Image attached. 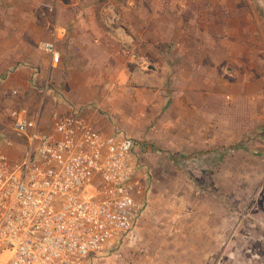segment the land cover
Returning <instances> with one entry per match:
<instances>
[{
  "label": "crops",
  "instance_id": "1",
  "mask_svg": "<svg viewBox=\"0 0 264 264\" xmlns=\"http://www.w3.org/2000/svg\"><path fill=\"white\" fill-rule=\"evenodd\" d=\"M16 4L23 16L19 27L27 25L29 10L39 15L35 29L42 32L50 26L44 42L56 43L60 60L52 66L50 57L41 52L10 72L15 64L10 53L3 52L7 67L3 59L0 75L8 73L1 81L2 91L17 92L16 100L26 104L25 91L43 94L47 85L44 102L50 114L78 110L107 135L120 132L177 151L187 137H202L204 110L218 116L215 108L212 112L210 97L234 98L245 89L239 76L233 82L240 73L233 68L243 65L242 54L248 58L254 53L243 49L241 36L232 33L231 18L239 23L245 5L241 1L17 0ZM45 6L54 11L53 17ZM4 24L13 25L9 19ZM258 58L264 74V56ZM256 108L258 120H264V83L258 86ZM15 148L6 152L12 160L17 158Z\"/></svg>",
  "mask_w": 264,
  "mask_h": 264
},
{
  "label": "rangeland",
  "instance_id": "2",
  "mask_svg": "<svg viewBox=\"0 0 264 264\" xmlns=\"http://www.w3.org/2000/svg\"><path fill=\"white\" fill-rule=\"evenodd\" d=\"M232 1L245 4L239 23L231 18L232 33L241 36L243 49L254 50L233 68L240 72L233 82L239 76L245 89L234 98L210 97L218 116L204 110L202 137H187L177 151L133 139L146 177L144 210L118 257L104 264H264V120H258L256 108L264 83L258 63V55L264 56V0ZM16 2L0 0V63L7 59L3 52L10 53L15 64L10 72L43 52L50 28L35 29V10L26 15L25 28L19 27L23 16ZM45 10L53 17L49 6ZM6 19L13 25H5ZM8 70L0 75V134L13 142L18 160L25 141L12 131L11 112L39 114L42 126L50 112L38 91H25L26 104L16 100L17 92H3Z\"/></svg>",
  "mask_w": 264,
  "mask_h": 264
},
{
  "label": "built area",
  "instance_id": "3",
  "mask_svg": "<svg viewBox=\"0 0 264 264\" xmlns=\"http://www.w3.org/2000/svg\"><path fill=\"white\" fill-rule=\"evenodd\" d=\"M42 51L52 66L59 63L54 41L43 42ZM10 116L25 150L10 159L15 145L0 134V264H104L118 257L147 193L134 141L103 133L78 110L52 112L45 126L24 109Z\"/></svg>",
  "mask_w": 264,
  "mask_h": 264
}]
</instances>
